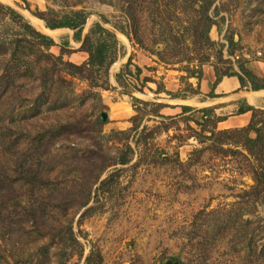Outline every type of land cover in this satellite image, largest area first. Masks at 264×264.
<instances>
[{
    "label": "rangeland",
    "instance_id": "rangeland-1",
    "mask_svg": "<svg viewBox=\"0 0 264 264\" xmlns=\"http://www.w3.org/2000/svg\"><path fill=\"white\" fill-rule=\"evenodd\" d=\"M129 1L0 0L54 39L43 52L76 64L87 53L73 30L50 33L34 13L48 20L81 10L82 36L94 21L127 31L116 34L123 52L109 86L93 87L51 60L34 69L40 56L22 39V22L0 13V264H84L89 254L92 264H264V190L250 192L242 146L211 135L225 129L216 116L234 110L204 117L197 105L183 114L158 105L195 93L207 65L214 73L244 62L264 77V0H215L207 32L193 0ZM170 28L175 38L162 41ZM37 170L43 182L29 183Z\"/></svg>",
    "mask_w": 264,
    "mask_h": 264
},
{
    "label": "trees",
    "instance_id": "trees-1",
    "mask_svg": "<svg viewBox=\"0 0 264 264\" xmlns=\"http://www.w3.org/2000/svg\"><path fill=\"white\" fill-rule=\"evenodd\" d=\"M131 1V0H130ZM129 1V2H130ZM215 0H193V2L198 6L199 9H203L205 12L204 18L207 20L205 25V31L213 23L212 17L206 14L209 10L211 4ZM128 2V3H129ZM2 10L12 17H15L19 21L22 22L23 28L27 31L23 34V40L27 43V45L34 48V53H37L40 56V62L35 60L31 62L33 68H36V65L40 63L39 67H45L44 62L46 60H51V68L56 66V69L62 70L63 72L72 75L84 78L87 80L90 85L93 87L100 86L102 88H107L109 86L108 83V68L114 62L119 54L123 52V46L118 41L116 34L110 29L104 27L101 22L94 21L88 28L83 40L81 41V32L83 30V26L86 21V15L81 10H74L72 13L64 15L58 19H46L43 18L42 14L34 13L39 18L44 20V24L47 28L55 29V28H69L73 30L72 38L73 40L80 42V50H83L87 53V58L79 64L71 62L69 60L63 59L61 54L55 55L49 52H43V49L47 50L49 47L56 45L54 39L44 34L36 29H34L31 24L25 20L22 14L17 10L13 9L8 5H4L0 2V13ZM126 14L129 15V18L134 24H137V16L136 10L131 8V5L127 4L125 8ZM116 30L119 32L126 34L127 31L123 28V26H114ZM170 39L164 38L162 41L171 42L175 38L173 30L170 28ZM207 32V31H206ZM137 33V30H134V35ZM173 33V34H172ZM137 38V37H136ZM137 40V39H136ZM205 41L207 43H211L207 34L205 35ZM68 45V41L64 40L60 43L61 49ZM12 51V52H11ZM15 49H10L9 54L12 57L15 55ZM27 57L30 52H21ZM44 53V54H43ZM43 54V55H42ZM44 58L47 59H43ZM36 57V55H35ZM130 63L129 58L123 64V66L119 69L117 73H115V80L119 84L125 85V75L130 74V70L127 68ZM48 68V67H47ZM46 67L44 69H47ZM17 69V68H16ZM30 71L33 69L29 67ZM230 69V68H229ZM229 69L220 71L217 67H214V80L212 81V87L220 80L222 76H236L241 89L245 90H257L264 89V77H259L255 75L248 67H246L244 62H241L237 65V71H230ZM136 74L138 69L135 71ZM197 76H201V70L196 71ZM59 75L58 73H56ZM62 79V76L59 75ZM208 96L212 97L216 94L210 90L207 93ZM178 96V95H175ZM160 107L165 106L166 104H158ZM188 106H184L186 109ZM190 109V107H188ZM199 112H202V116L206 117L207 113H213V107H202L198 109ZM236 113H242L244 111H250V117L248 122L240 127L233 128H225L219 130H211V135L215 134L220 139H232L234 143L237 145H241L246 153H242L248 163V172L253 179L254 183L251 186L250 192L256 197L259 196L260 192L264 190V109L253 107L250 105H244L243 107H239L236 110ZM224 119L223 116H216V121ZM251 134H254L253 136ZM36 140H40L39 137H34ZM129 148V147H128ZM131 150V148H129ZM119 163L127 162L126 157H122ZM26 171V170H24ZM39 170L32 171L30 173V177L28 178L29 183L37 182L40 180V183L43 182V179L39 176ZM108 177H105L100 181V185H103L107 181ZM2 180L0 179V182ZM27 212L32 215L33 218L37 217L35 208L30 204ZM92 256L91 254L85 257L84 264H92Z\"/></svg>",
    "mask_w": 264,
    "mask_h": 264
},
{
    "label": "crops",
    "instance_id": "crops-1",
    "mask_svg": "<svg viewBox=\"0 0 264 264\" xmlns=\"http://www.w3.org/2000/svg\"><path fill=\"white\" fill-rule=\"evenodd\" d=\"M82 33L83 32H81V41L83 39ZM118 33L121 32H116L119 36ZM251 67L253 68V66ZM262 68V73L264 75V67ZM201 70V76L197 79L196 84L197 91L190 95H178L170 98V104L160 107L161 112L167 113L172 111L174 113L183 114L194 109L193 107H196V105L199 108L213 107V111L217 115L221 114L220 111L223 109H233L234 111H229V113L232 112L231 115H227L224 119L216 121L217 127L228 128L244 125L249 120L250 111L236 113L237 108L243 107L244 105H250L264 109V89H241L237 77L233 75L222 76L215 86L212 87V81L214 80L212 67L207 65ZM210 90L216 95L212 97L208 96L207 93ZM184 106H188L190 109L188 107L184 109Z\"/></svg>",
    "mask_w": 264,
    "mask_h": 264
},
{
    "label": "water",
    "instance_id": "water-1",
    "mask_svg": "<svg viewBox=\"0 0 264 264\" xmlns=\"http://www.w3.org/2000/svg\"><path fill=\"white\" fill-rule=\"evenodd\" d=\"M110 30L111 31H113L115 34H116V30H114V29H112V28H110ZM83 38H84V36H83ZM83 40V39H82ZM164 264H179L178 262H176V261H170V260H166L165 262H164Z\"/></svg>",
    "mask_w": 264,
    "mask_h": 264
},
{
    "label": "bare ground",
    "instance_id": "bare-ground-1",
    "mask_svg": "<svg viewBox=\"0 0 264 264\" xmlns=\"http://www.w3.org/2000/svg\"><path fill=\"white\" fill-rule=\"evenodd\" d=\"M57 32H58V29L50 30V33H57ZM118 34H119V36H121L122 38H124V36L121 33H118Z\"/></svg>",
    "mask_w": 264,
    "mask_h": 264
}]
</instances>
